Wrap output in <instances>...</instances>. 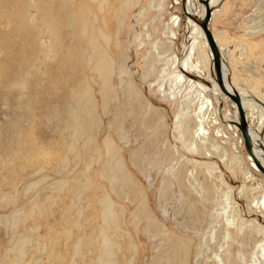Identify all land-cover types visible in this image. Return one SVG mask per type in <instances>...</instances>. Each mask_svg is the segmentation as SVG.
Returning <instances> with one entry per match:
<instances>
[{
	"label": "rangeland",
	"instance_id": "obj_1",
	"mask_svg": "<svg viewBox=\"0 0 264 264\" xmlns=\"http://www.w3.org/2000/svg\"><path fill=\"white\" fill-rule=\"evenodd\" d=\"M132 1L133 6L123 21L124 28L120 30L123 48L128 55L125 71L132 73L140 94L162 114L167 125L166 144L170 145L157 148L148 144L154 134L149 130L136 132L131 126L132 119L126 117L131 130L126 132L127 140L125 137L119 140L114 136L117 153L127 171L147 193L149 210L160 221L165 232L189 240L192 253L190 252L188 264H219L217 256L221 251L218 243L223 245V249H231V255L224 259L225 264H249L254 255L259 254L257 245L264 239V210L254 204L264 194V175L251 167L241 134L235 129H229L222 119L223 113L229 119H235V106L223 94L218 100L211 91L197 89L188 80L189 77L197 79L198 73L194 70L188 75L184 74V82L176 84L174 81L176 74L181 72L179 63L187 55V44L192 42V28L186 23L183 0ZM196 4H199V8L202 6L200 3ZM24 5L21 0L17 1L19 14L28 11H25ZM214 9L218 11L212 16L210 28L218 38L224 54L226 53L225 59L232 64L229 81L231 77L237 89L253 98L252 104L246 106V113L248 123L255 129L260 117L252 112L253 102L264 107V43L257 44L264 39V35H259V32H264V0H221ZM199 15L201 17V12ZM40 21L41 19L36 28L44 31V24ZM109 26L108 32L113 38L119 27L113 22ZM140 44L143 46L141 49ZM136 46L140 49L139 52H136ZM199 50L200 57L205 59L204 48ZM113 56L119 62L120 55ZM195 60L196 57H193L192 62ZM145 63H152V66L145 67ZM29 65L32 66V62ZM209 67L208 65L210 70ZM208 69L204 76L208 77L207 82L204 78L200 79L206 85L212 83V73ZM3 91L2 89L0 92ZM202 93L205 99L201 97ZM246 95L245 99L248 100ZM206 99L212 105L205 111L202 106L206 105ZM203 114L206 118L203 126L209 134L200 142L194 139L192 133L199 125L197 119ZM10 119L8 111L0 104V137L4 141L7 137L6 124ZM102 119L104 125L109 121L105 116ZM37 120L38 129L28 132L29 138L35 142L36 146L33 147L37 148L33 151L34 158L29 161L21 160L16 166L17 176L7 171L15 168L7 167L6 162L0 161V167L7 169L6 176L0 178V186L4 183L7 185L5 189H0V220H3L0 222L1 246L5 245L7 250L16 247L21 235L28 238L29 244L25 258H11L7 260V264H15L17 261L20 264H60L61 252H68L75 261L79 242L85 244L86 252L83 254L90 261L79 258L78 264H90L92 259L97 260L100 257L98 243L94 242L91 248L88 243L95 241V237L102 239V223L97 221L100 210L91 198L99 187L124 209L126 225L123 226L129 228L137 248L132 264H148L160 251L164 238L162 234L159 239L149 240L146 236L148 216H144L138 227H134L131 216L139 203L132 204L128 197H116L109 183L100 176L107 161L105 147L102 145L107 134H96V151H85L81 147V162L77 165L70 161V146L52 144L51 134L42 128L43 121L39 118ZM262 126L260 134L258 133L260 139L264 131V119ZM182 130H186L184 135ZM64 139L69 141L68 137ZM137 150L146 154L144 167H136L131 162V155ZM162 154L164 164L173 160L171 166H160ZM92 157L93 161L98 157L101 160L95 163L91 161ZM183 159L190 160V172L187 168L184 172ZM91 163L94 164L90 165ZM37 168L39 172H32ZM69 183L70 186L79 183L83 187L82 193L74 194ZM182 192L187 194L202 217L199 228L184 225L182 218L177 215ZM83 197L87 199L86 202ZM12 216L14 219L10 220ZM4 222L7 223V231ZM3 252L0 247V257ZM115 258L116 264H129L131 261V257L124 261L119 254ZM38 259H41L40 263L37 262Z\"/></svg>",
	"mask_w": 264,
	"mask_h": 264
},
{
	"label": "bare ground",
	"instance_id": "obj_2",
	"mask_svg": "<svg viewBox=\"0 0 264 264\" xmlns=\"http://www.w3.org/2000/svg\"><path fill=\"white\" fill-rule=\"evenodd\" d=\"M17 1L19 0H0V91L4 90L2 93L0 92V104L8 111L11 118L6 124L7 137L5 141L0 137V161L6 162L7 167L15 168L14 170H6L17 176V165L21 160L29 161L34 158L33 151L37 148L33 147L36 146L35 142L29 138L28 132L35 128L38 129L37 118L43 121L42 128L44 131L51 134L52 144L54 143L55 146H70V161L77 165L81 162V147L83 146L85 151H96V146H98L96 134L98 132L106 133L107 137L103 140L102 145L105 147L107 161L100 172V176L109 183V187L116 197L120 199L123 196L128 197L132 204L139 203L131 216L134 227H138L143 217L148 216V224L145 228L146 236L151 240L152 238L159 239L162 234L164 238L159 248L160 251L148 264H188L192 250L190 249L189 240L165 232L160 221L149 210L150 204L148 205L147 193L140 188V183L127 171L115 148L116 139L114 140V136L119 140H123L122 138L128 135H126V132L128 133L130 125H127L126 120L128 119L126 117L132 119L131 126L136 132L141 133L144 130H149L154 134L148 140V144L155 145L157 148L162 145H170L166 144L167 125L162 114L140 94L132 73L125 71L128 55L126 49L123 48L120 30L124 28L123 21L126 13L132 8L133 1L21 0V3L24 2L25 4L23 8L28 11L20 14L17 10L18 6H16ZM196 1L184 0L183 2L185 12L196 19L192 20L188 17L186 19V23L192 28V34H190L192 42H189V45L187 44V55L179 63L181 72L176 74L174 81L176 84L184 82L186 78L184 73L188 75L194 70L198 73L196 75L197 79L189 78L188 80L203 92L211 91L219 100L222 92L215 81L212 54L204 32L198 24L205 16V7L201 6L199 8ZM220 2L221 0H209L210 8L213 10L212 16L218 11L214 8ZM40 19V22L44 24V31L42 29L39 31L36 28V24ZM112 22L119 27L113 38L108 32L110 30L109 24ZM213 36L222 54L223 77L226 87L229 91L233 88L238 92L246 111V106L252 104L253 98L251 99L246 95L247 93L237 89L232 80L229 81L230 60L225 59L224 55L226 53L224 54L221 49L218 38L214 34ZM142 47V44H140V49ZM201 47L205 50V59L200 57L199 49ZM140 49L137 47L136 52H139ZM114 54L120 55L119 62L113 56ZM193 57H196L195 62H192ZM31 62L32 66L29 65ZM36 62L37 68H35ZM207 64L210 66V70ZM146 66H152V63H145ZM207 69L212 73V83L209 85L201 81L206 75ZM207 78L203 80L207 82ZM245 95L249 98L248 100L245 99ZM201 97L205 99L203 93ZM203 102L201 105H203ZM253 103L252 112H256L257 117L259 116L260 119L258 121L259 125L255 129H252L249 124L250 135L253 140L254 154L264 166V158L262 157L264 156L262 151V148H264L263 130L261 139L259 137L261 127H263L264 107L258 103ZM211 105V101L206 99V105L202 106L203 110L206 111V108ZM102 116L109 118L106 125L103 124V119L101 120ZM222 119L228 124L229 129L238 131L232 125V123L238 122L236 108L235 119H229L224 113ZM205 120V114L197 119L199 125L192 133L194 139H198L200 142L203 140L202 138L209 134L203 126ZM188 123H190V119ZM184 133H186V130H182L183 135ZM64 137H68L69 141L65 140ZM125 139L127 140V137ZM39 145L42 146V144ZM171 149L170 151H172ZM143 154L141 150L132 153L131 162L134 166L144 167L147 157H145L146 154L144 156ZM64 156L67 157L66 154ZM65 160L67 161V158ZM100 160L99 157L95 158V161H93V157L91 158V161L95 163H99ZM248 160L253 170L258 172V168L249 155ZM92 164L94 163L90 165ZM6 170L3 166L0 167V178L6 176ZM32 172H39V170L37 168ZM181 183L183 184L182 181ZM68 185L70 186L71 183ZM5 186H7L5 183L2 184L0 189H5ZM70 188L75 191L74 194L83 191V187L79 183L70 186ZM100 188L95 189L91 198L95 200V206L100 210L97 221L102 223L100 228L102 239L95 237V241L88 243L90 248L92 244L98 243L100 257L97 260L92 259L90 264H116L115 255L117 254L122 256L124 261L129 260L131 257L129 264H132L133 258L137 254V248L134 245L129 228L123 226V224L126 225L124 209ZM165 195L167 196V194ZM186 195L182 192L177 215L182 218L184 225L200 227L202 217ZM83 198V201L87 200L85 197ZM254 204L264 210V194ZM13 219L12 216L10 220ZM2 221L0 220V222ZM5 221L8 222V220ZM3 225L7 231V223L4 222ZM100 240L101 242H99ZM207 243L210 244L209 241ZM27 245H29L28 238L24 235H21L18 245L10 250H7L5 245L1 246L0 243V247L4 251L0 261L7 264L8 259L25 258L28 253ZM84 245L79 242L76 246L77 259L75 261L68 252L63 254L61 252L59 263L78 264L79 258H83L86 262L90 261L83 254L86 252ZM217 246L221 251V254L217 256V261L219 264H225L224 259L231 255V249H223V245L220 243ZM257 246L259 254H255L253 261L249 264H264V239ZM40 261L41 259H38L37 262L40 263ZM15 264L20 263L17 261Z\"/></svg>",
	"mask_w": 264,
	"mask_h": 264
},
{
	"label": "water",
	"instance_id": "obj_3",
	"mask_svg": "<svg viewBox=\"0 0 264 264\" xmlns=\"http://www.w3.org/2000/svg\"><path fill=\"white\" fill-rule=\"evenodd\" d=\"M197 2L205 7V16L203 20L198 22V24L204 32V35L208 43V47L212 54V65H213V69L215 72V81L220 91L222 92V94L226 96L233 103V105L236 108L237 114H238V122L232 123V125L235 126L238 129V132L241 134L247 154L252 158L259 172L264 175V166L258 161V159L256 158L254 154L253 140L250 135L249 123H248V119L246 116V112L243 107L242 99L240 95L238 94V92L234 90L233 88L229 91L224 82L222 54H221L220 49L218 48V45L209 27L210 21L212 19L213 10L210 8L209 0H197ZM184 14L192 20L196 19L190 16V14L186 13L185 9H184ZM191 79H194V78H191ZM262 151L264 153V148H262Z\"/></svg>",
	"mask_w": 264,
	"mask_h": 264
},
{
	"label": "crops",
	"instance_id": "obj_4",
	"mask_svg": "<svg viewBox=\"0 0 264 264\" xmlns=\"http://www.w3.org/2000/svg\"><path fill=\"white\" fill-rule=\"evenodd\" d=\"M211 22V21H210ZM209 27H210V25H209ZM210 30H211V28H210ZM212 31V30H211ZM259 35H264V32H259ZM264 37V36H263ZM262 40V41H261ZM261 40H259V42H257V43H260V44H262V43H264V39H261ZM259 44V45H260ZM230 80H231V77H230ZM258 81V80H257ZM246 112V111H245ZM248 114L246 113V116H247ZM248 119V118H247ZM165 154V153H164ZM164 154H162L163 156H162V160H161V162H160V166L162 167L163 166V164H164V162H162L163 160H164ZM172 162H173V160L172 161H168L166 164H164V167H168V166H171L172 165ZM159 166V167H160ZM182 167L184 168V172H185V170H186V168H187V170H189V172H190V160H185V159H183V163H182ZM163 171V170H162ZM162 171L160 172V174L162 173ZM150 197H154V196H150ZM158 197V196H157Z\"/></svg>",
	"mask_w": 264,
	"mask_h": 264
}]
</instances>
